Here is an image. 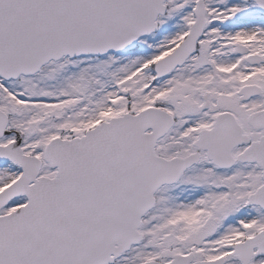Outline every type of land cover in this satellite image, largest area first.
Here are the masks:
<instances>
[{"label":"snow or ice","instance_id":"1","mask_svg":"<svg viewBox=\"0 0 264 264\" xmlns=\"http://www.w3.org/2000/svg\"><path fill=\"white\" fill-rule=\"evenodd\" d=\"M0 264H264V0H0Z\"/></svg>","mask_w":264,"mask_h":264}]
</instances>
